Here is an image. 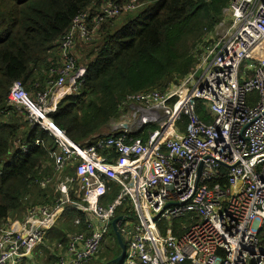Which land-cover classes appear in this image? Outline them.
I'll use <instances>...</instances> for the list:
<instances>
[{
    "label": "built area",
    "instance_id": "built-area-1",
    "mask_svg": "<svg viewBox=\"0 0 264 264\" xmlns=\"http://www.w3.org/2000/svg\"><path fill=\"white\" fill-rule=\"evenodd\" d=\"M139 5L109 0L93 16H75L46 92L30 96L21 80L11 84L7 101L53 139V177L40 185L56 197L0 227V264H22L68 207L84 212L86 228L69 237L56 264L90 261L117 216L124 264H264V0H231L180 82L164 93L128 95L118 120L130 129L76 142L52 121L59 100L76 87L77 42H90L105 21ZM252 93L257 100L249 104ZM197 100L211 122L196 115ZM182 115L188 122L180 131ZM147 123L157 128L133 138ZM112 183L118 193L107 201Z\"/></svg>",
    "mask_w": 264,
    "mask_h": 264
},
{
    "label": "trees",
    "instance_id": "trees-1",
    "mask_svg": "<svg viewBox=\"0 0 264 264\" xmlns=\"http://www.w3.org/2000/svg\"><path fill=\"white\" fill-rule=\"evenodd\" d=\"M112 1L121 4L125 0ZM135 1L140 4L136 9L122 11L120 18L101 25L96 40L90 41L95 45L86 55H78L75 49L76 87L59 100L51 118L76 142L112 133L106 131V126L125 114L122 103L128 95L164 93L193 72L231 0ZM100 2L0 0V227L11 218L22 219L29 207L48 205L56 197L50 185H40L53 177V139L46 131L31 126L24 112L7 101L9 88L21 80L29 95L46 92L57 79L55 70L62 65L60 39L75 16L86 10L93 16L99 10L94 4ZM248 100L255 103V94H250ZM195 113L206 123L212 121L202 100L196 101ZM187 122L182 115L175 125L183 131ZM155 128L156 124L147 123L132 137L144 139ZM24 145L26 150L22 151ZM118 189L111 184L107 201L116 196ZM85 228L84 212L68 207L46 231L39 248L49 252L53 245L51 249H61L55 264L65 252L69 237ZM109 230L112 244H102L98 251L102 264L111 262L121 251L111 224ZM259 236L264 243V228Z\"/></svg>",
    "mask_w": 264,
    "mask_h": 264
},
{
    "label": "rangeland",
    "instance_id": "rangeland-1",
    "mask_svg": "<svg viewBox=\"0 0 264 264\" xmlns=\"http://www.w3.org/2000/svg\"><path fill=\"white\" fill-rule=\"evenodd\" d=\"M122 15H120V16H118V17H116V18H120ZM113 19H115V18H113ZM227 24V21L224 23V25L223 26H221V27H218L217 28V31H216V35H219L220 33H221V31H222V29L224 28V26ZM94 40H96V39H94ZM95 44H94V42H89L88 44L87 43H80L79 42V44L76 46V51H77V54L78 55H81V54H85L86 55V53L89 51V49H91L92 48V46H94ZM80 57V56H79ZM202 68H199V70H198V72H197V74L195 75V78L196 79H198L199 77H200V75H201V73H202ZM253 94V93H252ZM255 94V98H256V100H257V95H256V93H254ZM30 96H32V95H30ZM249 97V96H248ZM203 102V101H202ZM256 102V101H255ZM204 104H205V102H203ZM248 103L249 104H254V102H252V101H250V100H248ZM126 113V112H125ZM118 119H121V118H118ZM122 123H121V120H117V121H113L112 123H111V127H109V128H107L106 130L108 131V132H112V133H114V132H116V133H120L121 131H122ZM76 219V216H74V218H73V220H75ZM53 226V225H52ZM51 226V227H52ZM112 237H111V232H110V230H108V233L106 234V236H105V239H104V242H103V244L105 245V246H109V245H111L112 244ZM54 243H56V240H54ZM52 246L53 245H51V247H49V250L50 251H52V252H55L56 250H54V249H51L52 248ZM102 261H103V259H102V256H101V253L99 252L98 254H96L90 261H88L87 263H85V264H102ZM114 264H124V261L123 260H121V261H119V262H117V263H114Z\"/></svg>",
    "mask_w": 264,
    "mask_h": 264
},
{
    "label": "crops",
    "instance_id": "crops-1",
    "mask_svg": "<svg viewBox=\"0 0 264 264\" xmlns=\"http://www.w3.org/2000/svg\"><path fill=\"white\" fill-rule=\"evenodd\" d=\"M109 1V0H108ZM107 1L106 0H102V2L98 3V4H94V7L97 9H100L101 6L103 4H105ZM79 42H77L78 44ZM80 71V68H79ZM50 85L48 87V90L50 89ZM111 127V124H110ZM109 128L108 126H106V129ZM107 131V130H106ZM19 221L20 219L18 218H11L9 221H7L6 223H4L3 225H8L9 223H12L14 221ZM46 231H48V229H46ZM61 249L56 251L55 255L53 252L49 253L47 249L42 250L41 247L39 248V246H36L31 252L30 255H28L27 257L24 258V260L22 261V264H54L57 255L60 253ZM55 259H54V257ZM56 264V263H55Z\"/></svg>",
    "mask_w": 264,
    "mask_h": 264
},
{
    "label": "water",
    "instance_id": "water-1",
    "mask_svg": "<svg viewBox=\"0 0 264 264\" xmlns=\"http://www.w3.org/2000/svg\"><path fill=\"white\" fill-rule=\"evenodd\" d=\"M80 71H81V69H80ZM107 126L110 127V124L107 125ZM121 126H122L123 129H130V127H131V125L126 124V123H123ZM120 219H121L120 216L115 217V218L111 221V227H112V230H113V232H114V234H115V236H116V239H117V242H118V244H119V246H120L121 251H120V254H119L117 257H115L113 260H111V262H109V263H107V264H110V263H112V264L117 263V262L123 260V258H124V254H125L126 246H125V244H124V242H123V240H122V237H121V235H120V232H119V230H118V228H117V225H118V222H119Z\"/></svg>",
    "mask_w": 264,
    "mask_h": 264
}]
</instances>
